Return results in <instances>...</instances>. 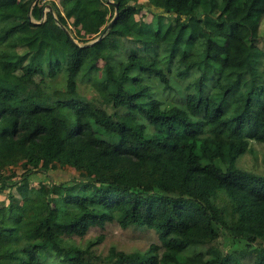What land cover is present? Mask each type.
Here are the masks:
<instances>
[{
    "label": "trees",
    "instance_id": "16d2710c",
    "mask_svg": "<svg viewBox=\"0 0 264 264\" xmlns=\"http://www.w3.org/2000/svg\"><path fill=\"white\" fill-rule=\"evenodd\" d=\"M59 3L43 20L36 0H0V171L24 167L0 178L20 195L0 204V264H264V246L214 245L222 229L264 240V173L238 164L250 139L264 144V101L240 98L264 93V0ZM79 74L112 113L79 94ZM59 75L66 89L48 88ZM115 219L162 244L103 256L65 237Z\"/></svg>",
    "mask_w": 264,
    "mask_h": 264
},
{
    "label": "rangeland",
    "instance_id": "374dc122",
    "mask_svg": "<svg viewBox=\"0 0 264 264\" xmlns=\"http://www.w3.org/2000/svg\"><path fill=\"white\" fill-rule=\"evenodd\" d=\"M59 2V0H56ZM55 0H37L40 5H45L44 12H48L49 5L52 3H56ZM142 2L148 1V0H141ZM189 0H154V3L156 6H152V8L155 11H163L164 7L163 4L166 2H170L175 8H184ZM244 15V10L242 11H231L230 16L232 17L234 23L238 22L240 18ZM154 14L144 9L142 10L138 15L137 18H143L146 21H151L153 19ZM46 19V16L43 18ZM34 21H37L35 18H33ZM71 22V21H70ZM73 29V26H71ZM264 28V23L262 25V30ZM243 36L247 37L250 33L249 29H244L242 31ZM262 34V33H261ZM262 36V35H261ZM242 42L236 41L234 45V50L231 53L230 63H234L240 54V47L242 46ZM259 44L261 47L264 48V39L261 37V40L259 41ZM48 88H56L61 91H64L66 89V82L64 81V78L59 75L58 77L54 79L48 80ZM77 84H78V92L80 95H82L87 100L93 102L96 106L108 109L109 112H113L114 109L112 106L106 104L103 100V97L98 92V90L94 87L91 81L84 79L80 74L77 77ZM241 99L251 98L255 102H261L264 101V93L259 94H246L242 93L240 95ZM139 122L145 123L147 125V132L153 131V126L149 124V122L143 118H138ZM247 120L245 118H242V124H246ZM233 125V123L231 124ZM256 128L255 122H251L248 126L247 132L249 134L254 133ZM251 141V147L252 151H248L245 154H243L240 159L238 160V164L248 170L264 173V144L259 143L258 141L254 139H250ZM72 172H76L75 170H71ZM24 172V167L22 164L16 165V166H8L7 168H4L2 171H0V178H6L11 182L14 178L16 179L18 176H21V174ZM59 174L57 175L60 176ZM54 173H52L53 175ZM64 175V174H63ZM56 176V175H55ZM68 179L70 177H67ZM57 179V178H56ZM30 182L31 186L34 187H40L41 182V174H39V171L34 172L30 176ZM10 191H13L17 197H20L19 193L13 189H1L0 185V204L1 206L7 207L9 204V198L8 194ZM66 238H69L71 242H74L76 244L82 245L84 247L88 246V244L91 241H97L96 245L93 247L95 252L97 254L106 256L109 254V251L112 247H115L117 250L125 251L127 253L131 252H137V251H146L148 250L153 244L161 245L162 241L159 237V234L156 230L148 228V227H137V226H131L128 228L123 227L118 219H115L113 221H107L103 226L101 225H93L90 227V229L87 231V233L84 236H80L77 234H73L71 236L66 235ZM264 244V240H260V242H250L247 239L244 238H236L232 233H230L228 230L222 229V235L221 237L214 243V245H217L218 247L225 250V252H242L246 251L247 254H250L252 251L253 254H255V249L260 248ZM209 246H201L198 249L199 250H206V248ZM162 252V250H161ZM247 257L250 258L248 255ZM65 264L66 261H63Z\"/></svg>",
    "mask_w": 264,
    "mask_h": 264
},
{
    "label": "water",
    "instance_id": "95a60500",
    "mask_svg": "<svg viewBox=\"0 0 264 264\" xmlns=\"http://www.w3.org/2000/svg\"><path fill=\"white\" fill-rule=\"evenodd\" d=\"M49 8H50V10H52V6H51V5H49ZM119 14H120L119 5L116 3V14H115L114 18L112 19V21L110 22V24H109V26H108V29H110V28L113 26L115 20L119 17ZM30 16H31V15H30ZM68 33H69V32H68ZM100 38H101V37H100ZM100 38L96 39V40L93 41V42L98 41Z\"/></svg>",
    "mask_w": 264,
    "mask_h": 264
},
{
    "label": "clouds",
    "instance_id": "9594fccd",
    "mask_svg": "<svg viewBox=\"0 0 264 264\" xmlns=\"http://www.w3.org/2000/svg\"><path fill=\"white\" fill-rule=\"evenodd\" d=\"M37 1V0H36ZM56 1V0H55ZM57 2V1H56ZM55 3V2H54ZM57 5H59L60 6V3L59 2H57ZM52 6V5H51ZM48 11H51V12H53L54 10H53V7H52V10H48ZM30 15H31V13H30ZM45 16H47V11L45 12V15H44V17ZM43 20H45V19H43ZM95 41V40H94ZM91 42H93V41H91Z\"/></svg>",
    "mask_w": 264,
    "mask_h": 264
}]
</instances>
